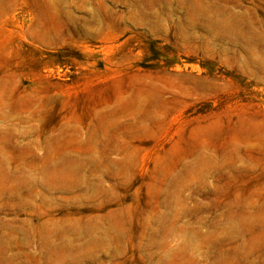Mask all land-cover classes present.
I'll use <instances>...</instances> for the list:
<instances>
[{"label":"rangeland","instance_id":"374dc122","mask_svg":"<svg viewBox=\"0 0 264 264\" xmlns=\"http://www.w3.org/2000/svg\"><path fill=\"white\" fill-rule=\"evenodd\" d=\"M0 264H264V0H0Z\"/></svg>","mask_w":264,"mask_h":264}]
</instances>
